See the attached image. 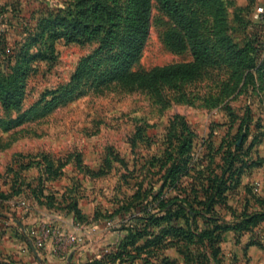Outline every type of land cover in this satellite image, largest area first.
<instances>
[{"label": "rangeland", "instance_id": "obj_1", "mask_svg": "<svg viewBox=\"0 0 264 264\" xmlns=\"http://www.w3.org/2000/svg\"><path fill=\"white\" fill-rule=\"evenodd\" d=\"M183 1L209 47V61L191 80L149 90L99 82L96 68L84 72L80 63L97 42L49 38L48 21L64 16L72 0H0V79L22 85L18 107L0 103V264H22L33 255L53 261L44 258L45 264H89L122 247L127 260L111 264H264V222L237 236L224 233L217 261L177 239L168 246L162 238L145 254L129 245L138 231L147 235L137 240L140 246L166 229L137 213L145 209L149 216L171 197L189 199L186 207L205 212L212 226L264 210V21L254 17L262 1ZM174 30L153 0L148 36L130 71L190 61L189 50L166 44ZM188 131L191 151L179 155L176 146ZM187 155L190 171L173 188L169 167H182ZM223 172L224 199L206 213L196 204L208 201L201 185L210 173ZM13 218L28 228L25 237L18 239ZM124 219L128 228L120 229ZM202 223L197 218L196 225ZM50 225L79 227L78 242L56 243L55 252L39 245L34 229ZM237 237L254 243L248 252L234 247Z\"/></svg>", "mask_w": 264, "mask_h": 264}, {"label": "trees", "instance_id": "obj_2", "mask_svg": "<svg viewBox=\"0 0 264 264\" xmlns=\"http://www.w3.org/2000/svg\"><path fill=\"white\" fill-rule=\"evenodd\" d=\"M152 1L72 0L66 7V14L48 21L47 25L50 28L47 27L46 29L51 39L62 38L68 42L80 43L97 42L98 47L91 55L82 59L80 64H82V67L84 65V72L89 67L92 68L90 72H94L95 68L101 70L97 78L102 83L118 81L130 89L154 90L165 83L195 78L208 63L210 52L208 45L200 37L197 21L188 12L183 0L154 1L175 26V30L166 36V44L173 51L189 50L192 59L185 63L155 66L146 72L130 71L143 50L148 36ZM103 54L105 55L103 56ZM103 67L105 69H102ZM14 81L13 85H9L6 81L4 82L0 79V103L6 109L10 107L16 108L21 102L22 85L18 84L16 80ZM77 84V74H75L70 82L71 92ZM179 126L187 130L185 122L181 121ZM244 128L246 129V127ZM186 135L188 136L186 137L187 139H184L179 146H176L179 155L191 151L192 133L188 131ZM188 157L189 155L185 156L182 167H180V163H173L169 167L168 171L174 184L173 188H175L179 179L182 176H186L190 171V167L188 168L187 166ZM232 162V159L228 161V166L230 167L227 168L229 170ZM224 172L221 176L218 173H210L212 177L208 178L206 184L203 183L201 185V196L204 199H208V201L205 204H202V201H198L196 204H200L202 208H205L206 213L211 212L213 203L217 200L221 202L224 199V193L227 189L226 181L223 178ZM233 173L231 172L230 175L232 176ZM235 182H238L237 178ZM197 198V196H193L192 202L194 203V199ZM259 200L264 205V199ZM188 202L189 199L178 200L175 197L162 200V202L160 200L158 201V209L149 216L146 215L145 209H141L137 213L141 215L140 218L146 221L150 219L152 226L163 223L167 227L154 235L150 234V237L140 246L135 245L137 240L147 235L145 232L140 233L138 231L132 237L129 245H134V250L136 249L140 253L145 254L149 248L156 246L162 238L168 239V246H175L174 240L177 239L187 244L188 250H190L191 246L203 248L217 261L222 254L220 245L223 241L224 233L231 231L237 236L264 222L263 210L245 215L244 219L243 217L239 219L241 215H237L236 219L230 222L222 220V222L215 223L212 226V221L209 220L210 217L205 218V212L202 213L194 209L192 204L186 207ZM77 217L79 219L83 218L79 214ZM197 218L202 220V226L196 225ZM181 219L184 221V225H180L179 220ZM190 222L195 226L191 227ZM127 223L124 219V222L120 223V229L128 228ZM249 244L254 243H247V245ZM127 252V249L122 247L120 251L103 254L99 258L92 259L89 264L123 262L127 260V257H124ZM182 253L186 254L184 251ZM145 264H148L147 260ZM163 264H170V262L166 261Z\"/></svg>", "mask_w": 264, "mask_h": 264}, {"label": "built area", "instance_id": "obj_3", "mask_svg": "<svg viewBox=\"0 0 264 264\" xmlns=\"http://www.w3.org/2000/svg\"><path fill=\"white\" fill-rule=\"evenodd\" d=\"M262 4L255 7L254 17H261L264 21V0H261ZM261 51L264 56V37L261 43ZM75 230L62 229L54 225L47 226L46 228L40 227V229H34L35 238L39 245H46V242L52 243L51 251L55 252L57 249L56 243H76L79 240L76 230L79 227H75Z\"/></svg>", "mask_w": 264, "mask_h": 264}, {"label": "crops", "instance_id": "obj_4", "mask_svg": "<svg viewBox=\"0 0 264 264\" xmlns=\"http://www.w3.org/2000/svg\"><path fill=\"white\" fill-rule=\"evenodd\" d=\"M23 215L24 214L19 215V216H22L23 217ZM12 220L16 223V230L15 231H16V233H19L18 239H20V237H23V236L25 237V235L28 233L27 232V229L28 228L25 227V224L21 223V220L19 218H13ZM231 236L233 237V236H235V234L233 232H231ZM232 241H233L234 247H236V248L237 247L239 248V247L242 246L243 249L246 250L247 252L251 248V246H247L248 240H246V239L245 240H243V238L242 239H238V237H237L236 240L233 239ZM27 242H28L29 247H31V245H30L31 241L28 240ZM45 246H46V248L51 249L52 248V243L50 241H48V242H46V245ZM247 256H249V255H247ZM51 257H53V256H50V258ZM31 258H32L31 260H29V259H27V260L22 259V264H45V263H43L44 258L47 260V262H53V261H51V259L47 258V255H43V256H41V255H39V256L38 255L37 256L36 255H33V256H31ZM251 263H252V260H250L248 262V264H251ZM16 264H18V263H16Z\"/></svg>", "mask_w": 264, "mask_h": 264}, {"label": "water", "instance_id": "obj_5", "mask_svg": "<svg viewBox=\"0 0 264 264\" xmlns=\"http://www.w3.org/2000/svg\"><path fill=\"white\" fill-rule=\"evenodd\" d=\"M30 245L32 246V244L30 243ZM33 251L35 252V250L33 249Z\"/></svg>", "mask_w": 264, "mask_h": 264}]
</instances>
